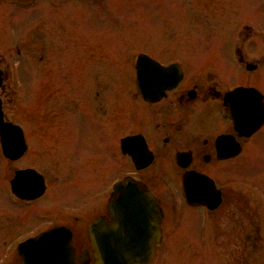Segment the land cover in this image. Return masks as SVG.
<instances>
[{"label": "flooded vegetation", "instance_id": "af4514ba", "mask_svg": "<svg viewBox=\"0 0 264 264\" xmlns=\"http://www.w3.org/2000/svg\"><path fill=\"white\" fill-rule=\"evenodd\" d=\"M77 1L113 17L109 0ZM186 1L148 4L160 12L180 6L190 18L197 12L190 8L195 2L214 12L230 2ZM46 2L59 8L64 0ZM230 6L235 7V42L213 52L188 46L189 39L177 35L164 37L182 41L180 50L158 47L153 52L127 45V32L114 35L124 46L92 47L105 36L85 34L92 44L86 50H94L90 54L132 55L123 59L134 77L128 84L122 79L116 89L112 74H99L98 64L90 63L84 79L82 69L71 80L61 79L65 87L62 104L55 106L58 115L46 112L42 122L48 126L34 143L5 112L4 98L14 89V78L0 66L3 116L19 127L22 139L14 142V149L22 148L14 159L3 155L0 140V163L2 157L14 162L6 193L0 164V264H23L20 245L46 232L52 233L43 245L52 246L54 255L44 260L97 264L103 244L97 232L116 221L149 231L136 243L151 247L146 264H264V23H258L260 14L264 19V0H231ZM140 55L169 68L166 80L175 72L179 79L161 93L162 81H150L140 90ZM154 67L150 63L148 68ZM66 95L73 103L64 104ZM118 186L139 189L149 197L148 207L115 216L121 196L130 194ZM3 216L10 220L6 226ZM40 247L29 244L30 261Z\"/></svg>", "mask_w": 264, "mask_h": 264}, {"label": "rangeland", "instance_id": "374dc122", "mask_svg": "<svg viewBox=\"0 0 264 264\" xmlns=\"http://www.w3.org/2000/svg\"><path fill=\"white\" fill-rule=\"evenodd\" d=\"M109 1L107 10L113 13V17H106L98 8L77 0H64L59 8L48 6L46 0L29 2V5L20 7L14 4V0H0V66L9 70L8 77L14 78V89L4 98V109L11 121L26 128L33 143L41 141L44 136L43 127L48 124L42 121L46 112L50 110L51 115H58L55 106L62 104L60 100L64 96L61 91L65 87L61 79L71 80L74 78L73 72L78 69H82L80 78L84 79V69L90 63L98 64L99 74L110 72L116 89L121 88L122 79L128 84L134 77L131 68L128 74L129 68L124 66L123 59L131 58L132 55L111 50H95L94 54H90L94 50H86L92 44L90 39L83 37L85 34L87 36L95 32L105 36L92 47L117 49L124 46V40L115 36L127 32L131 37L127 45L151 47L153 52H158V47H176V50H180L182 41L164 35L186 37L189 39L188 46L208 52H213V48L231 46L235 42L237 23L233 16L235 7L230 6L231 0L224 3L225 9L220 12L216 7L214 12L205 3L195 2V6L190 8L197 12L190 18L180 6L160 12V9L155 11L151 3L148 4L150 0ZM241 1L245 3V0ZM152 2L157 3L156 0ZM161 11H166L165 7ZM261 16L258 17V23H264ZM112 34L115 38H111ZM251 41L254 38L249 40L250 46ZM65 97L64 104L67 105L68 101L73 103L69 95ZM0 164L2 190L6 193L9 192L14 162L2 157ZM50 176L53 177V173ZM9 223L10 220L3 216V226Z\"/></svg>", "mask_w": 264, "mask_h": 264}, {"label": "water", "instance_id": "95a60500", "mask_svg": "<svg viewBox=\"0 0 264 264\" xmlns=\"http://www.w3.org/2000/svg\"><path fill=\"white\" fill-rule=\"evenodd\" d=\"M150 63L154 64L155 70H149L148 67L150 66ZM136 68L137 82L140 90L149 86L148 83L150 81H162V85L157 91L158 93H161L163 88L171 87V85H174V83H176V81L179 79L178 72H175L174 76L171 78L168 77V80H166L164 75L169 70V68L161 66L159 63L151 60L146 55L138 56ZM157 92L154 96L155 98L157 97ZM144 95H150L151 97L153 94L147 92L144 93ZM18 129L19 127L17 125H14V123L4 119L0 102V140L2 144V153L9 159H14L16 153L22 149H14V142L18 141L20 144L22 142L21 132ZM10 184L12 190H14V179L10 181ZM118 187H116V189H118ZM119 190L121 192H130V194L127 193L121 196L123 203L117 206L122 208L117 212H114L115 216L121 214H135L139 211V208L148 207L147 200L149 197L144 193H139L140 190L136 187H119ZM90 232L92 233V230ZM51 233L52 232L43 233L37 239L27 240L20 245V252L24 257L23 264H56L53 261L43 259V257L54 255V252L49 250L50 246L43 245ZM97 233L98 239L103 243L98 247L99 253L96 261L97 264L147 263V256L150 254L151 247L146 245H138L136 243L143 239V237L147 235L149 231L143 228L136 229L133 223L126 225L123 223V221H116V223L112 225H106L105 227L101 228ZM32 243H34L35 247L37 248L42 245L40 247L42 250L36 252L37 256L34 261H30L28 251L29 244ZM51 248L53 247L51 246ZM39 255H41V258Z\"/></svg>", "mask_w": 264, "mask_h": 264}]
</instances>
